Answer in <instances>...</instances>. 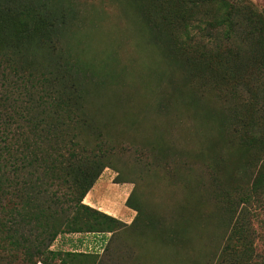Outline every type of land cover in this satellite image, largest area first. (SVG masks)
Listing matches in <instances>:
<instances>
[{
	"label": "rangeland",
	"instance_id": "374dc122",
	"mask_svg": "<svg viewBox=\"0 0 264 264\" xmlns=\"http://www.w3.org/2000/svg\"><path fill=\"white\" fill-rule=\"evenodd\" d=\"M213 1L0 0V69L51 80L83 115L57 135L61 189L97 159L85 204L119 220L57 213L110 228L106 242L77 255L60 233L33 264H264V194L251 190L264 178V0H223L217 28Z\"/></svg>",
	"mask_w": 264,
	"mask_h": 264
},
{
	"label": "trees",
	"instance_id": "16d2710c",
	"mask_svg": "<svg viewBox=\"0 0 264 264\" xmlns=\"http://www.w3.org/2000/svg\"><path fill=\"white\" fill-rule=\"evenodd\" d=\"M213 2L216 15L212 19L217 21L212 27L217 28L224 22L228 23L231 10L223 0ZM2 69L0 79L4 80L10 73L12 79L0 81V251H6L10 264H14L12 260L16 250L21 253L22 264H33V257L40 256L56 235L108 231L110 228L100 227L96 223L97 219H117L83 202L85 193L96 178L98 168L103 164L97 159H87L90 167L81 170L83 173L79 177L81 175L84 184L82 181H73V184L61 189L65 178H61L56 172L59 163L57 158L60 156L57 152V142H60L57 135L63 130L67 132L70 127H83L82 112L71 104L73 102L70 96L59 90L60 94L51 80L46 78L36 79L39 84H35L31 82V77H25L26 81H30L27 84L16 69L10 68L8 75L5 68L4 72ZM251 190H260L264 194V178L253 183ZM130 194L125 203L134 211L135 208L128 199ZM251 194L242 193L237 204H248L252 201ZM69 209H83L85 214H89V220H95L99 226L69 222L64 227L59 226L55 220L57 213ZM70 219L76 220V215ZM20 221L21 225L27 226L25 232L17 229ZM262 223L264 224V220ZM32 225L39 228V232L30 239ZM13 232L17 233V237ZM75 253L81 255V252ZM37 261L47 263L44 259Z\"/></svg>",
	"mask_w": 264,
	"mask_h": 264
},
{
	"label": "crops",
	"instance_id": "0c3cea01",
	"mask_svg": "<svg viewBox=\"0 0 264 264\" xmlns=\"http://www.w3.org/2000/svg\"><path fill=\"white\" fill-rule=\"evenodd\" d=\"M86 195H84V199H83L84 203H88V202L85 201V196ZM125 201H126V198H125ZM90 205H92V204H90ZM93 207H95L96 209L99 208L97 205H95ZM127 208H128V206H127ZM99 210H101V211H103V212H105L107 214H110L105 209H99ZM123 217H125L126 220H120V221H123L124 223H127V222L131 221V219L133 217V214H129V212H125L123 214ZM107 233H108V231H101V232L93 231V232H83V233H78V232L63 233V235H65L66 237H70V235H73V237H76L75 240H72V242L68 241V243L70 245L74 246V248L71 251L74 250L73 252H85L86 253V252H89V251H85L84 250L86 248L90 249L92 247V248L98 249V251L101 250L103 248L105 242H106V238H104V236H107V235H105ZM74 235H77V236H74ZM73 243H75V244H73Z\"/></svg>",
	"mask_w": 264,
	"mask_h": 264
}]
</instances>
